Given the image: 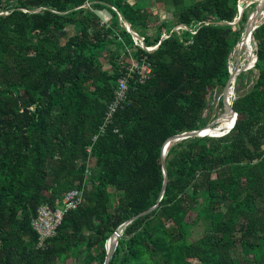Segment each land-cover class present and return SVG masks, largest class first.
<instances>
[{"label": "trees", "instance_id": "obj_1", "mask_svg": "<svg viewBox=\"0 0 264 264\" xmlns=\"http://www.w3.org/2000/svg\"><path fill=\"white\" fill-rule=\"evenodd\" d=\"M86 1L0 0V264H103L108 237L155 203L125 226L109 264H264V21L246 71L256 76L242 91L236 78L232 128L169 146L158 200L162 143L210 122L209 99L228 78L248 15L228 24L237 0H198L175 12L174 25L194 34L161 23L147 35L141 9L131 15L118 0ZM107 4L156 48L135 44ZM103 7L112 14L106 26L94 11ZM163 31L170 34L161 39ZM140 56L151 73L142 83L128 79L126 102L92 141L127 60ZM230 121L225 111L215 126ZM72 188L82 203L38 247L37 207Z\"/></svg>", "mask_w": 264, "mask_h": 264}, {"label": "built area", "instance_id": "obj_2", "mask_svg": "<svg viewBox=\"0 0 264 264\" xmlns=\"http://www.w3.org/2000/svg\"><path fill=\"white\" fill-rule=\"evenodd\" d=\"M93 1L95 0H87L84 3V5L87 7H90ZM248 5H250L249 0H237L238 12L243 7L245 11ZM111 8L116 11L114 6H111ZM94 11L99 15L101 24L107 23L110 21V18L104 17L102 14H100L101 12L100 10L94 9ZM204 23H207V22H204ZM174 29L175 30L173 31L185 29V30H188L191 34H194L196 32L194 26L187 25L185 23H178L174 25ZM170 32L172 31L170 30ZM170 32L163 31L161 34V39L168 37ZM133 40L135 44H138L139 46H141L140 39H133ZM154 47L155 46L146 47L145 49L150 51V50H153ZM232 51H234V48ZM230 60H231V53L228 58V71L232 72L234 68V60L232 62L233 65L231 67H230ZM150 73H151V65L148 61L145 60V57H142V56L138 58L130 57L127 60V64L125 65L121 75L117 78V86L114 91V97L107 104V107H106V110L104 112L103 119H102L103 121L98 126V132L92 135L91 137L92 141L96 139L98 134H101L104 132V129L106 125L109 123L113 114L116 112V110L119 107H122V105L126 102V89H127L128 79L132 78L134 75H137V79H138L137 81L142 83L145 81L146 77ZM219 97H221V95ZM229 100H230V97H229ZM230 129H231V126L219 135H215V134H211V135L208 134V135L209 136H221V135L226 134ZM86 150L89 151L90 148L87 147ZM60 198L61 199L55 201L54 206H51L48 203L40 204L36 209L35 215L31 218V227L37 233V246L40 248L44 247L43 244L46 238L52 237L56 233V230L58 226L60 225L64 214L68 210L77 208L84 199L82 190L78 188H72L66 191Z\"/></svg>", "mask_w": 264, "mask_h": 264}, {"label": "water", "instance_id": "obj_3", "mask_svg": "<svg viewBox=\"0 0 264 264\" xmlns=\"http://www.w3.org/2000/svg\"><path fill=\"white\" fill-rule=\"evenodd\" d=\"M249 3L254 4V8L252 9V11L250 12V14L248 15V17L246 19L244 29H243L241 36H240V41H238V43H236L234 46V53H235L234 70L232 72H229L228 78L225 81L224 86L221 90V102H222V106H223L222 111L220 113H218L210 122H208L203 127L198 128V129H194V130H190V131H184L181 133L172 134V135L168 136L163 141L162 146H161V154H160V163H161V169H162V174H163V183H162L160 197L158 200H160L162 193L164 192V189L166 186L167 172H166L165 156H166V153H167L169 146H171L173 143H175L177 141L184 139V137L189 138V137H196V136H205L208 134L211 135L210 131H213L216 128L218 129V126H215V125L219 122L223 113L229 109H231L233 111V117H234V119L232 121V125H230V126L232 127L234 122H235L236 112L232 107V102H233L234 96H235V90H232V86L236 81V77L242 71H246L245 68H243V65L239 64V62H240L239 61L240 60L239 59L240 58V47L238 44L243 42L244 39L246 40V38H248L249 36H252V40L254 43V50H253V56L254 57H253V59H251V61H252L251 66H253L254 62L256 61V50H257V43H256V40L254 39L253 31L259 24H261L263 22L262 21L259 24H256V22L259 19L258 17L264 12V0H249ZM116 12L119 16V19L122 20L123 26L125 27V29L132 35V38L133 39H140L141 40V46L146 48L144 45V42H143V37L140 36L139 34H137L134 30H132V28L130 27V23L122 17V15L119 13V11H116ZM243 13H244V7L238 12V16L234 21L227 22V23L228 24L239 23ZM173 30H175L174 27L171 29V31H173ZM154 48H156V46ZM229 97H230V100H229ZM226 98L229 102L226 100ZM229 127L222 128L220 131L215 133V135L221 134L222 132L227 130ZM156 206H157V203H155L152 206H150L149 208L139 212L138 214L130 217L128 220L122 222L114 230V232L108 237V239L105 243L106 255H105L103 264H109L112 253H113L115 246L117 244L118 238L122 234L125 226L128 223H130V221L136 219L137 217L142 216L144 214H147L152 209H154Z\"/></svg>", "mask_w": 264, "mask_h": 264}, {"label": "rangeland", "instance_id": "obj_4", "mask_svg": "<svg viewBox=\"0 0 264 264\" xmlns=\"http://www.w3.org/2000/svg\"><path fill=\"white\" fill-rule=\"evenodd\" d=\"M160 1V0H159ZM173 0H171V2L170 3H172L171 5H174L173 4V2H172ZM196 1H198V0H184V6H188V5H191V4H193L194 2H196ZM158 2V0H135V2L133 1V0H130V6L131 7H128V4L127 5H124V7L123 6H119V9L122 11V12H124L125 13V11H127L129 14H131V15H133L134 14V12L135 11H137L138 9L140 10L141 9V6L142 7H144V9H145V11H146V13H145V15H143V17H144V20L145 19H148V20H153L154 18H158V8H150V6L152 5V4H154V5H157L158 4V6H156V7H159V8H164V10L162 9V16H163V18L161 19L162 20V22H164V27H169V26H173L177 21H178V16H177V14H174L175 12H174V6H166L165 4H164V2L162 1V3L160 4V3H157ZM115 3V2H114ZM183 3H182V5H183ZM107 6V5H106ZM125 6H127V7H125ZM179 6H181V4L179 5ZM107 7H109V5L107 6ZM106 11H109L110 12V10L108 9V8H106V7H103ZM254 8V4H250V5H248L247 7H246V9H245V13L247 14V15H249L250 14V12L252 11V9ZM165 9H167V11L165 10ZM126 12V16L128 17V19H131V16L128 14ZM3 13H6V12H3ZM165 13H167L166 14V18H165ZM116 14H117V12H116ZM118 15V14H117ZM119 17V16H118ZM248 17V16H247ZM120 20V19H119ZM127 21V20H126ZM160 21V20H159ZM262 21H264V16H263V18H262ZM261 21V22H262ZM120 22H121V24H122V20H120ZM245 22H246V20H245ZM245 22H243L242 21V23H241V26H242V31H243V29H244V26H245ZM110 23V21L109 22H107V23H102L103 25H108ZM123 25V24H122ZM154 25H152V24H150L149 25V27H151V29H149L148 30V32H145L144 31V28H140V30L142 31V33H144V34H147L148 35V33H149V35H154L156 32H157V29L156 30H154V28L155 27H153ZM174 27V26H173ZM242 33V32H241ZM241 36V35H240ZM238 41H240V38H239V40ZM238 43V42H237ZM239 45V44H238ZM245 52L247 53V55H248V58L250 59V61H251V58H252V52H253V50H254V43H253V40L250 38V36L247 38V40H246V43H245ZM234 51H232L231 52V60H232V62H233V60H234V56H235V54L233 53ZM243 68H245V70L247 71L248 70V67H249V64H248V60L246 59V57L244 56L243 57ZM105 67H109V65L108 64H105L104 65ZM246 71H243L242 73L243 74H240L239 76H237L238 77V79H237V82L242 78V81L244 82H242L243 84H242V86L240 87V85L236 82L234 85H235V89H237V88H239L240 87V91H242V90H244V89H247L250 85H251V81H253V78L256 76V71L253 69L251 72H246ZM234 89V90H235ZM221 95V92L219 93V91L215 88L214 90H213V94H212V96H211V98L209 99V106H210V110L209 111H207V112H205V113H207L208 115H206V116H208V117H210V121L218 114V113H220L221 111H222V108H223V106L222 107H219V105H218V97ZM235 95H236V90H235ZM217 106V107H216ZM200 201V199L198 200V202ZM199 231H202V227L201 226H199V225H197V226H194L193 228H192V236H193V238H195V237H197V236H199L201 233L199 232ZM72 262V259L71 258H69V259H67V261L64 263V264H72L71 263Z\"/></svg>", "mask_w": 264, "mask_h": 264}, {"label": "crops", "instance_id": "obj_5", "mask_svg": "<svg viewBox=\"0 0 264 264\" xmlns=\"http://www.w3.org/2000/svg\"><path fill=\"white\" fill-rule=\"evenodd\" d=\"M134 2H135V0H133ZM162 1L164 2V4L166 5V6H170L172 3H170L171 2V0H158V2L157 3H162ZM118 2V4L119 5H121V6H124V5H129L130 6V0H118L117 1ZM173 2V4L174 5H171V6H174L175 8H174V12H177L178 10H179V5L181 4V6H182V3L184 2V0H173L172 1ZM111 3H114V2H111ZM115 4V3H114ZM184 4V3H183ZM109 5V7L110 6H112L111 4H107V6ZM156 6H158V4L157 5H154V4H152L151 6H150V8H158V18L156 17V18H154L153 20H149V25L150 24H152V25H154L153 27H155L154 28V30H156L157 28H158V26L161 24V23H164V22H162V18H163V16H162V9L164 10V8H159V7H156ZM111 8V7H110ZM116 9V8H115ZM97 10H100L101 12H100V14H102L104 17H107V18H110L111 19V13L109 12V11H106L104 8H102V9H98L97 8ZM141 10H142V12H145L146 13V11H145V9H144V7H142L141 6ZM166 11H167V9H165ZM116 11H118L117 9H116ZM115 11V12H116ZM97 14V13H96ZM166 14L167 13H165V18L167 17L166 16ZM175 14V13H174ZM98 15V14H97ZM99 16V15H98ZM100 18V17H99ZM237 18V17H236ZM121 20V19H120ZM160 20V21H159ZM122 24H123V22H122ZM173 28V27H172ZM149 29H151V27H149L148 26V28H147V32H148V30ZM149 34V33H148ZM256 71V70H255ZM253 80H254V78H253ZM252 82L253 81H251V84H252ZM232 128V127H231ZM70 190V189H69ZM68 191V190H67ZM65 193V192H64ZM63 193V194H64ZM83 198H84V195H83ZM59 199H61L60 197L59 198H56L55 200H54V203L51 205V206H54V204H55V201L56 200H59ZM49 204V203H48Z\"/></svg>", "mask_w": 264, "mask_h": 264}, {"label": "bare ground", "instance_id": "obj_6", "mask_svg": "<svg viewBox=\"0 0 264 264\" xmlns=\"http://www.w3.org/2000/svg\"><path fill=\"white\" fill-rule=\"evenodd\" d=\"M263 16H264V12L258 17L259 19H258V21L256 22V24H259L261 21H262V18H263ZM246 40H247V38H246ZM246 40L244 39L243 40V42H241L240 44H239V47H240V62H239V64L240 65H243V57L245 56L246 57V59L248 60V64H249V67H248V69H250L252 66H251V62L252 61H250V59L248 58V55H247V53L245 52L246 50H245V43H246ZM235 83H236V81H235ZM234 83V84H235ZM233 84V88L232 89H235V85ZM219 101V100H218ZM217 107V106H216ZM227 112L229 113V115L231 116V121H230V124L227 126V127H229L231 124H232V121H233V119H234V117H233V111L231 110V109H229V110H227ZM222 118V117H221ZM221 129H215V130H213V131H210V133L211 134H215V133H217L218 131H220Z\"/></svg>", "mask_w": 264, "mask_h": 264}]
</instances>
